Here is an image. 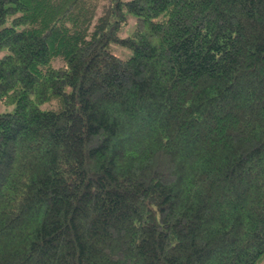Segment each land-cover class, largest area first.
Instances as JSON below:
<instances>
[{
	"label": "trees",
	"instance_id": "16d2710c",
	"mask_svg": "<svg viewBox=\"0 0 264 264\" xmlns=\"http://www.w3.org/2000/svg\"><path fill=\"white\" fill-rule=\"evenodd\" d=\"M0 53V264L264 260V0H0Z\"/></svg>",
	"mask_w": 264,
	"mask_h": 264
},
{
	"label": "rangeland",
	"instance_id": "374dc122",
	"mask_svg": "<svg viewBox=\"0 0 264 264\" xmlns=\"http://www.w3.org/2000/svg\"><path fill=\"white\" fill-rule=\"evenodd\" d=\"M135 20H136L135 18L130 19V28H128L127 31L123 33L124 35L128 34V32L133 29L134 24H135ZM113 50L115 53H117L123 57H129L132 53L131 50H127V49L122 48L118 45L114 46ZM3 54L4 53H0V57ZM14 110H15V104H5V103L0 101V113L13 112ZM260 264H264V260Z\"/></svg>",
	"mask_w": 264,
	"mask_h": 264
}]
</instances>
